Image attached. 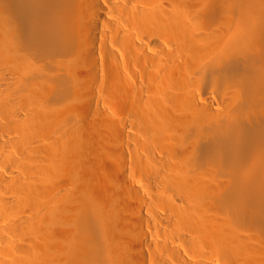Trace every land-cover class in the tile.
Instances as JSON below:
<instances>
[{
    "label": "bare ground",
    "instance_id": "bare-ground-1",
    "mask_svg": "<svg viewBox=\"0 0 264 264\" xmlns=\"http://www.w3.org/2000/svg\"><path fill=\"white\" fill-rule=\"evenodd\" d=\"M0 264H264V0H0Z\"/></svg>",
    "mask_w": 264,
    "mask_h": 264
}]
</instances>
